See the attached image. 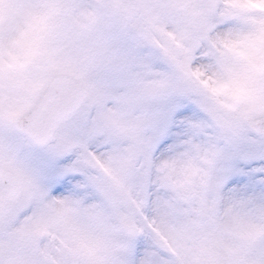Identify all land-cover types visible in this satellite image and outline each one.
Instances as JSON below:
<instances>
[{"label": "snow or ice", "instance_id": "1", "mask_svg": "<svg viewBox=\"0 0 264 264\" xmlns=\"http://www.w3.org/2000/svg\"><path fill=\"white\" fill-rule=\"evenodd\" d=\"M0 264H264V0H0Z\"/></svg>", "mask_w": 264, "mask_h": 264}]
</instances>
